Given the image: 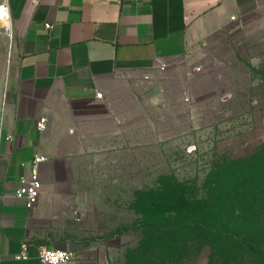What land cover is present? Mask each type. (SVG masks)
<instances>
[{"label": "crops", "instance_id": "crops-1", "mask_svg": "<svg viewBox=\"0 0 264 264\" xmlns=\"http://www.w3.org/2000/svg\"><path fill=\"white\" fill-rule=\"evenodd\" d=\"M1 2L11 34L0 109V264H43L37 248L74 231L75 195L120 122L116 106L129 81L155 73L158 61L200 51L264 10V0ZM2 61L1 52L0 69ZM34 155L45 160L28 208L13 192L29 179ZM23 243L29 257L15 259ZM73 252L60 264H100L89 251Z\"/></svg>", "mask_w": 264, "mask_h": 264}, {"label": "rangeland", "instance_id": "rangeland-1", "mask_svg": "<svg viewBox=\"0 0 264 264\" xmlns=\"http://www.w3.org/2000/svg\"><path fill=\"white\" fill-rule=\"evenodd\" d=\"M3 31L0 109L10 49ZM165 65L129 81L116 106L120 122L101 141L75 195L74 231L48 247L89 251L100 264H125L127 253L147 238L142 209L154 205L156 189L174 181L203 214L211 196L214 202L219 195L234 199L225 188L242 194L244 187L246 201L264 204V180L238 176L249 169L264 176V10ZM177 206L184 215L188 204ZM179 255L171 264H222L206 247Z\"/></svg>", "mask_w": 264, "mask_h": 264}, {"label": "trees", "instance_id": "trees-1", "mask_svg": "<svg viewBox=\"0 0 264 264\" xmlns=\"http://www.w3.org/2000/svg\"><path fill=\"white\" fill-rule=\"evenodd\" d=\"M239 175L252 183L260 184L264 180L256 169L239 170ZM227 176L232 180L238 178L235 173ZM165 187L153 192L154 199L157 198L153 200L154 205L142 209L147 238L139 241L135 251L127 253L125 264L175 263L176 256L192 247L208 248L221 258L222 264H264V204L246 201L244 187L242 194L222 189L234 199L219 195V201L214 202L211 196L210 207L204 214L201 208L194 207L192 196L188 202L186 195L176 190V181L173 186ZM180 203L188 204L181 216L177 206ZM150 212H153L152 219Z\"/></svg>", "mask_w": 264, "mask_h": 264}, {"label": "built area", "instance_id": "built-area-1", "mask_svg": "<svg viewBox=\"0 0 264 264\" xmlns=\"http://www.w3.org/2000/svg\"><path fill=\"white\" fill-rule=\"evenodd\" d=\"M5 11L8 13V8L5 2L0 3V12ZM10 21V17H9ZM0 28L4 30V32L10 37L11 34V27L7 26V23L4 18L0 15ZM165 65V61H158L157 67L163 68ZM194 71H198L199 67H196L193 69ZM148 76H144V78H147ZM97 97H100V93H96ZM37 130L39 132H43L46 127V121L44 117H40L36 123ZM45 160V157L42 155H34L32 161H31V170L29 173V179L28 180H21V186L17 188L13 195L18 198L22 199L24 201V204L26 207L30 208L34 205V203L37 201L38 195H39V186L40 181L38 178V164ZM75 256L74 252L68 249L63 248H51V247H39L36 251V257L39 259V261L43 264H60L62 262L68 261L72 259ZM15 259H26L29 257L27 253V245L22 244L21 245V251L19 254H16Z\"/></svg>", "mask_w": 264, "mask_h": 264}, {"label": "bare ground", "instance_id": "bare-ground-1", "mask_svg": "<svg viewBox=\"0 0 264 264\" xmlns=\"http://www.w3.org/2000/svg\"><path fill=\"white\" fill-rule=\"evenodd\" d=\"M0 15L2 16V18L5 19V21L7 23V26L9 27L10 26V21H9V15H8V13L5 12V11H2V12H0Z\"/></svg>", "mask_w": 264, "mask_h": 264}]
</instances>
